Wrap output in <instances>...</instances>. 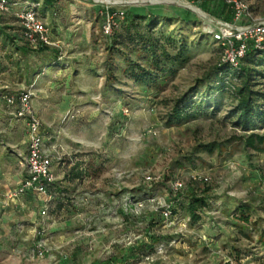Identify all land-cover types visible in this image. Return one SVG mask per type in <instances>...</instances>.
I'll return each instance as SVG.
<instances>
[{"label":"rangeland","instance_id":"1","mask_svg":"<svg viewBox=\"0 0 264 264\" xmlns=\"http://www.w3.org/2000/svg\"><path fill=\"white\" fill-rule=\"evenodd\" d=\"M145 1L137 7L153 15L157 37L163 32L183 38L189 49L182 68L170 73L172 67L164 66L166 73L157 74L149 87L134 83L126 72L127 60L149 66L144 53L111 54L98 43V4L59 0L56 5L67 45L56 66L31 58L34 71L27 87L31 86L30 103L42 123L45 148L53 157L52 174L65 194L56 196L50 207L49 214L56 217H38L39 225L25 222L22 212L10 207L0 210V225L12 224L15 218L23 223L16 233L9 225L10 233L0 240V264H264V153L243 143L250 134L264 136V53L245 60L258 73L252 90L259 114L253 127L244 131L237 124L233 90L239 83L232 72L222 79L214 76L220 52L209 31L210 21L224 11L220 1ZM243 1L254 17L264 16V0ZM54 11L43 10L49 26ZM167 49L175 53L173 46ZM5 52L0 48V98L24 89L23 80L5 77L4 70L11 67ZM205 80L212 88H206ZM197 91L203 94L193 101L203 104L195 108L196 118L168 126L173 106ZM10 112L0 99V153L12 149L7 137L11 129H18ZM213 143L218 148L212 153L200 147ZM70 158L83 169L82 178L63 181L73 167ZM5 160L0 156V172L6 169ZM23 167L18 158L12 172ZM203 179L208 187L201 185ZM177 183L181 190H175ZM203 189L224 208L217 215L201 212V220L192 224L177 206L178 197L192 191L203 194ZM124 193L135 195L134 207L123 205L128 202L121 197ZM168 205L176 212L164 220L159 211ZM4 211L9 213L3 215ZM241 214L248 218L246 225ZM211 222L218 226L215 237L210 236ZM146 233L163 243L173 241L171 248L160 251L162 242H155L158 251L146 254ZM40 241L47 254L36 259L30 251ZM138 249H144L142 256Z\"/></svg>","mask_w":264,"mask_h":264},{"label":"trees","instance_id":"2","mask_svg":"<svg viewBox=\"0 0 264 264\" xmlns=\"http://www.w3.org/2000/svg\"><path fill=\"white\" fill-rule=\"evenodd\" d=\"M25 1L37 5L35 9L37 18L41 20L49 29L50 40L52 42H59L60 45L58 48L42 45L38 46L36 49L29 47L23 38L22 29L17 19L14 17V14L19 10V7L18 5H15V2L13 0H8L9 13L0 14V48L6 50V52L4 53V59L11 62V67L5 69L3 73H5V77L7 79L17 77L20 81L23 80L24 82L23 84H21V87L24 89H21L20 91L15 93H5L1 96L0 99L2 100L4 107L11 111L10 114H16L17 117L19 112L18 102H16L14 107H7L6 103L3 100V97H17L19 94L31 90V86L27 87L29 78L34 71L33 65L35 61H33V59L31 58H35V56H38L36 57L38 58L36 59V61L48 62L51 65L56 66L60 63L62 51L65 45H67L63 40L64 33L60 21L62 19V14L60 11H54V9H58V6L56 5H58L59 0H19V5L23 4ZM220 3L221 10L224 11L223 13H219L218 16L224 15L226 13H230L231 15L229 7L222 1H220ZM51 8H53L54 12L52 14V26H49L43 10ZM137 8L138 7H129L125 9V18L123 20L117 19V27L113 30L112 35L109 37L104 36L102 33L101 27L103 25V18L99 16L97 12V17L101 20L100 39L98 40V43L100 45H103V47H105V49L111 54L117 53L118 55H121L120 52H125L128 54V52L130 51L134 54H137L139 51L144 53L143 56L145 57V60L149 61V66L143 67L139 63L127 60L128 66L126 72L128 73V77L131 78L134 83L149 87L151 84H155V78L157 74L166 73L164 66L169 65L170 67H172V69H170L171 71H169L170 73H175L176 70L182 68L189 59V49L185 39L183 38L180 39L178 37L170 35L168 36L166 34H163V32H161L160 36L157 37V31H155L157 29H153V26L156 25L153 15H151V13H147V11L142 8ZM112 11L114 12V10ZM220 20L230 22L232 20V15L230 21H228L227 19ZM157 25L160 26V23H158ZM66 36L67 39H69L71 37V34L67 33ZM169 46H173L175 48V53H169L167 49V47ZM218 49L220 52V57L218 60V64L215 67L216 71L214 73V76L217 79L225 75L228 76L231 72L233 73L232 75H234L235 81L239 83L238 87H233L237 100V105L235 107L236 112L238 113L237 124L240 125L244 131L250 130V128L253 127L254 118L259 114V109L256 107V105L253 104L254 92L252 90V80L255 76L258 75V73L257 71H255L253 65H246L245 60H247L250 56L253 57V55L255 54H263L264 51L250 49L240 60L239 66L237 68H233L229 65L221 63L222 49L220 47H218ZM40 54H42L41 57ZM204 83L206 85V88H212V84L207 80H205ZM216 86H218V89H222L219 84H216ZM202 94V92L197 91L196 93H194V95H192L193 97L181 99L179 102H177L171 109V112L168 116V126L180 125L182 122H187L189 120L195 119L197 116L196 109L199 108L203 104V102H195L193 101V98H196L197 95ZM203 101L205 102V100ZM30 106L33 113L38 117V115L34 112L31 103ZM22 119L25 122V118ZM243 143L244 147L246 148L260 150L264 153V136L250 134L249 136L244 138ZM200 147L208 153H212L218 148L215 143L201 145ZM82 174L83 169H80V166L75 164L73 167H71L70 171L64 175L63 181L69 180L71 182L74 179H81ZM60 184L61 181H58L53 182L49 186V191L53 195V200L47 206L48 209L46 217H56L54 215H50L49 213L50 207L52 206L56 196H62L65 194V191L60 188ZM201 185L208 187L207 182H203V180L201 182ZM201 192H203V194H196L195 191H192L187 196L181 195L180 197H178L179 203L177 206L182 207L192 224H197L201 220V212L217 215L222 212L224 208L221 200L212 199L205 196V192H207V190L203 189V191ZM121 197L123 198V200H128V202L126 201L125 203H123V205H126L128 208H131V206L134 207L136 205L135 195L133 193H124L121 195ZM121 202L122 201L120 200L117 202V204L120 205V208L122 209ZM101 206L103 207V205ZM163 210L164 208L160 209L159 215L164 220L172 219L176 212V208L168 205L165 210L169 213V215L168 218H164V216L162 215ZM119 216L125 218L128 215L125 213H119ZM240 218L241 222H243V225H246L248 222V218L246 217V215L241 214ZM212 222L208 224V228L210 229V236L215 237L218 226ZM146 234L147 236H149L150 245H145L144 249L148 248L145 253L148 254V252L150 251H158L156 249V246H154L153 244L155 242L161 243L162 241L159 239L160 237L154 236L152 233ZM170 243L172 244L173 241H167L166 243L162 242V244H160L159 246L160 251H166L171 248ZM144 249L137 250L138 256H142V254L144 253ZM124 257L126 258L127 256L125 255ZM91 264L100 263L93 262ZM225 264L230 263L228 262Z\"/></svg>","mask_w":264,"mask_h":264},{"label":"built area","instance_id":"3","mask_svg":"<svg viewBox=\"0 0 264 264\" xmlns=\"http://www.w3.org/2000/svg\"><path fill=\"white\" fill-rule=\"evenodd\" d=\"M13 1L19 7L14 17L22 29L23 38L27 45L33 49L40 45L58 48L60 43L50 40L49 29L37 18L35 11L37 5L27 1L19 5V0ZM92 1L99 5L98 15L103 18L101 30L103 35L107 37L111 36L113 30L117 27V19L123 20L125 18V9L146 3L145 0ZM196 1L202 2L205 0ZM217 1H222L229 7L232 20L230 22L220 19L211 20L212 29L209 33L213 43L222 49L221 63L237 68L240 60L250 49L264 51V16L261 18L254 17L249 4L243 0ZM8 3V0H0V14L9 13ZM31 96L32 92L29 90L19 94L17 97H3L7 107H14L16 102H18V117L25 118L27 136L26 156L24 158L25 177L16 189L3 195V206H16L22 197L31 195L42 202L40 216L44 218L47 215V206L53 200V195L49 191V186L55 182L51 171L53 157L45 148L42 123L31 109ZM59 160L60 158L58 157L57 161ZM149 181L150 178L147 177L146 183L149 184ZM203 182H207L206 179H203ZM174 186L175 190H181L182 188L179 183ZM162 208H164L162 215L164 218H168L169 213L165 210L167 206ZM39 230V233L43 235L44 229L42 226L39 227ZM30 252L31 256L36 259H43L47 254L43 241L33 245Z\"/></svg>","mask_w":264,"mask_h":264},{"label":"crops","instance_id":"4","mask_svg":"<svg viewBox=\"0 0 264 264\" xmlns=\"http://www.w3.org/2000/svg\"><path fill=\"white\" fill-rule=\"evenodd\" d=\"M218 19H227L228 21H230L231 15H230V13H226L224 15L218 16ZM10 115L13 116V118H12V120L14 122L13 126L18 127V129L15 131L11 129L12 132L9 133V136L7 137V146L12 148V149L8 150L7 152L2 151L0 153V156L2 158H6V160H5V163H6L5 168L6 169L0 172V208H1L0 210H2V209L6 210L5 209L6 207L4 208V206H3V195L8 191L16 189L19 186V184L21 183L22 179L25 177V173H26L25 165H24L22 171L12 172V164L15 163V160L17 161L18 158H21V160L24 161V158L26 156L27 136H26V129H25L24 120L22 118L17 117L16 114H10ZM42 133H43V129H42ZM44 143H45V137H44ZM70 156L71 155H69V157ZM69 160L72 161L74 159L70 158ZM75 164H76V161L74 160L73 166ZM54 168H56V167H54ZM51 169H52V167H51ZM80 169H81V167H80ZM79 190H84V189L80 188ZM95 196L96 197H94L95 198L94 201L96 202V201H98L99 195H95ZM91 203H92V201H91ZM10 209L11 210L15 209L18 212H22L23 216L21 219L24 220L25 222H29L31 224L39 225L40 222L38 221V217L41 220L44 219L40 216V212L42 210V202L39 199H37L36 197L31 196V195H27V196L22 197L19 200V203L16 206H10ZM96 210H98V207H96ZM99 212L102 213V211H99ZM7 213H9V212L4 211L3 215H5ZM15 219L18 220V218H15ZM15 219H13V223H12L13 225L12 224L0 225V240L2 238H4L5 236L7 237L8 233H10V232H8L9 225H10V230H13L12 232H14V233L20 232L23 230V223H21L22 221L18 220L16 223ZM11 225H12V227H11ZM38 227H40V226H38ZM0 252H1V248H0Z\"/></svg>","mask_w":264,"mask_h":264},{"label":"bare ground","instance_id":"5","mask_svg":"<svg viewBox=\"0 0 264 264\" xmlns=\"http://www.w3.org/2000/svg\"><path fill=\"white\" fill-rule=\"evenodd\" d=\"M97 2V1H96ZM99 2V1H98ZM103 2V1H102ZM151 3H157L156 1H150ZM192 8V7H191ZM193 9V8H192ZM196 11H198L197 9H195ZM194 11V10H193Z\"/></svg>","mask_w":264,"mask_h":264}]
</instances>
